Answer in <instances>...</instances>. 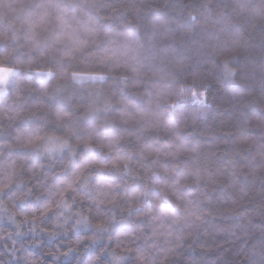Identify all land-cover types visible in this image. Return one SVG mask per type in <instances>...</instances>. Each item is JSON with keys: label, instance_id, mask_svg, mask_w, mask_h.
Masks as SVG:
<instances>
[{"label": "clouds", "instance_id": "obj_1", "mask_svg": "<svg viewBox=\"0 0 264 264\" xmlns=\"http://www.w3.org/2000/svg\"><path fill=\"white\" fill-rule=\"evenodd\" d=\"M194 245L264 252V0H0V264Z\"/></svg>", "mask_w": 264, "mask_h": 264}, {"label": "trees", "instance_id": "obj_2", "mask_svg": "<svg viewBox=\"0 0 264 264\" xmlns=\"http://www.w3.org/2000/svg\"><path fill=\"white\" fill-rule=\"evenodd\" d=\"M26 239H31V236ZM41 239H43V248H54V246L59 243V241H50L47 237H41ZM60 246L64 247L63 244ZM29 250L36 253H41L42 251L41 248ZM94 251L95 249H83L81 252H73L67 256H62L58 261H52L51 257H45V260L50 262V264H85V260L92 255ZM251 256L253 264H264V252L254 250ZM212 259V254L205 253L194 245L192 249L185 252L183 264H208Z\"/></svg>", "mask_w": 264, "mask_h": 264}]
</instances>
